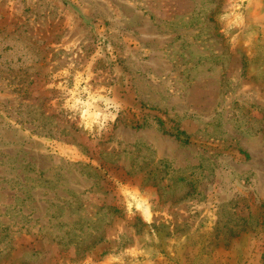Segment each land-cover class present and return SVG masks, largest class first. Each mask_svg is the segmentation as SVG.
Masks as SVG:
<instances>
[{
    "label": "rangeland",
    "instance_id": "obj_1",
    "mask_svg": "<svg viewBox=\"0 0 264 264\" xmlns=\"http://www.w3.org/2000/svg\"><path fill=\"white\" fill-rule=\"evenodd\" d=\"M0 264H264V0H0Z\"/></svg>",
    "mask_w": 264,
    "mask_h": 264
},
{
    "label": "trees",
    "instance_id": "obj_2",
    "mask_svg": "<svg viewBox=\"0 0 264 264\" xmlns=\"http://www.w3.org/2000/svg\"><path fill=\"white\" fill-rule=\"evenodd\" d=\"M181 135H182V133H180ZM180 134H177V137H179L180 138ZM181 141H183V142H187V138H184V139H181Z\"/></svg>",
    "mask_w": 264,
    "mask_h": 264
}]
</instances>
